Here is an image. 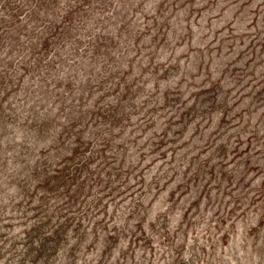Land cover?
Wrapping results in <instances>:
<instances>
[{
	"label": "rangeland",
	"instance_id": "374dc122",
	"mask_svg": "<svg viewBox=\"0 0 264 264\" xmlns=\"http://www.w3.org/2000/svg\"><path fill=\"white\" fill-rule=\"evenodd\" d=\"M0 264H264V0H0Z\"/></svg>",
	"mask_w": 264,
	"mask_h": 264
}]
</instances>
